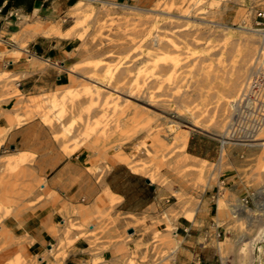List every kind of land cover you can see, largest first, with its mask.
Returning <instances> with one entry per match:
<instances>
[{"label":"rangeland","instance_id":"obj_1","mask_svg":"<svg viewBox=\"0 0 264 264\" xmlns=\"http://www.w3.org/2000/svg\"><path fill=\"white\" fill-rule=\"evenodd\" d=\"M77 2L79 8L72 7L68 13L65 24L73 26L66 36L79 35L83 43L80 57L66 67L67 83L45 92L33 109L10 115L9 122L20 124L37 116L66 155L80 149L101 155L114 153L134 172L148 178L157 173L154 183L163 188L166 201V208L152 221V238L143 255L123 244L116 261L105 260L101 251L109 245H104L96 247L91 260L81 264L171 262L177 221L185 217L193 220L196 213L207 212V195L212 206L227 216L218 237L223 263L264 264V240L259 238L264 225V148L231 141L224 144L222 156L220 136L236 109L251 107L249 111L264 115V109L258 111L264 106V89L255 91L250 80L258 64L264 69V37L254 25L264 0ZM168 39L177 45L173 47ZM135 87L156 100L155 106L149 107L163 113L159 120L151 118V110L138 106L136 112L123 101V93ZM114 88L121 93L112 91ZM13 93L20 95L17 87ZM240 103L243 106L239 108ZM171 118L182 122L179 130L188 129L185 125H191V120L207 124L208 131L192 130L189 139L194 134L218 140L219 157L203 162L188 159L180 165L185 154L173 148L176 130L166 121ZM149 122L160 124L153 133ZM257 130L254 124L235 135L253 139ZM1 155L0 264H39L28 256L27 239L15 236L4 225L5 218L14 219L28 206L23 200L40 187L41 181H33L27 168L34 155L13 149ZM202 163L207 165L200 167ZM106 193L111 195L108 190ZM106 193L113 204L117 198ZM106 219L113 221L110 212L99 209L95 218L82 223L71 220L67 240L60 242L61 250L54 249L47 264H65L62 250L65 243L73 242L72 229L79 230L80 237H95L94 243H99L100 230L91 231L88 225ZM10 224L12 227L13 222ZM128 237L126 233L119 239L125 242Z\"/></svg>","mask_w":264,"mask_h":264},{"label":"crops","instance_id":"obj_2","mask_svg":"<svg viewBox=\"0 0 264 264\" xmlns=\"http://www.w3.org/2000/svg\"><path fill=\"white\" fill-rule=\"evenodd\" d=\"M75 2L0 0V156L9 149L33 154L27 168L33 181H41L23 200L28 206L14 219L5 218L4 225L15 236L27 239L28 256L39 264L52 260L54 249H62L60 242L67 240L71 220L82 223L95 218L99 209L110 212L113 221L89 222V230H100L99 243H94L95 237H80L81 232L72 229L73 242L63 245L65 264L86 263L96 247L104 245H109L101 251L105 260L116 261L123 244L143 255L152 238V221L166 208L163 188L134 172L116 154L80 149L66 155L37 116L20 124L9 122L10 115L33 109L45 92L67 83L66 67L80 57L83 43L79 35L66 36L73 25L65 23ZM14 87L20 95L13 93ZM220 147L218 140L194 134L187 144L190 154L209 161L219 157ZM104 193L117 199L112 204ZM205 199L207 212L196 213L193 220L185 217L177 221L174 258L162 264H224L218 237L227 216L212 206L210 196ZM126 233L129 237L124 242L119 237Z\"/></svg>","mask_w":264,"mask_h":264},{"label":"bare ground","instance_id":"obj_3","mask_svg":"<svg viewBox=\"0 0 264 264\" xmlns=\"http://www.w3.org/2000/svg\"><path fill=\"white\" fill-rule=\"evenodd\" d=\"M78 4H79V2L74 4L73 7H78L79 6ZM116 4L118 5V3H115V5ZM121 6L126 7V6H129V5L123 4ZM256 30H258L259 32L263 33V35L261 34V36L264 37V30L259 29V28H256ZM168 43H170V45H172L173 47L177 45V43L173 39H171V40L168 39ZM74 67H75V64H74ZM74 67L72 66L71 68H74ZM261 68H262V66H260L258 64L257 65L258 71L256 72V74H253L251 79H250L251 81H253L252 82V86H253L255 91H258L260 87H261V89H264V69L262 68L263 69L262 70ZM142 89H141V87L140 88L139 87H137V88L135 87V88L130 89L129 91L123 93L125 95L123 101L128 102L127 106L130 109H133L136 112H138L137 111L138 106H143V108H145V110H151V112H149L151 118H153L155 121L159 120L163 116V113L159 112L158 110H154V108L152 109L151 107H149V105L150 106H155L154 105L155 104L154 101H156V100H154L152 98V95H149V94L146 95V96L143 95ZM112 91H114V92L117 91V92L121 93V91H119V90H117L115 88L112 89ZM147 92H149V91H147ZM251 98L253 99V98H255V96L252 95ZM136 100L137 101L138 100L142 101L143 104L138 103ZM240 106H243V104L240 103L239 104V108H240ZM253 106H255V105H253ZM250 108L251 107L247 108L246 111H245L244 107L242 109H236L234 111V114H235L234 117L232 119H230V121L227 124V129L223 130V132H221L220 136H221V146H222V150H221L222 154L221 155L222 156L225 155V153H226L225 152L226 149L224 148L225 147L224 144L226 142H231V141L237 142L239 144L249 145L251 147L253 146V147H257V148L259 147V148H262V149L264 148V115L261 112H256L255 113V110L249 111ZM263 109H264V106L260 107V109L258 111L263 110ZM245 118L248 119V120L246 121ZM236 120H238V123H237ZM166 121L169 122V123L171 122L172 123V125H171L172 128L174 127L175 130H176L175 133H174V138L176 139L177 143H174L173 148H180L182 150V152L185 154L184 157L182 159H180L178 163L180 165H182L184 163H188V159L189 160H195V161H201V162L205 161L206 159H203V158L201 159V158H199L197 156H194V155L190 154L186 150V147H187L189 136H190V133H191L192 130L208 131L210 129V127H208L207 124L205 125V124H203V122H200L198 120H191L192 121L191 125H189V124L185 125V126L188 127V129H180L179 130L178 128H182V126H183L182 122L176 121V120H174L172 118L169 119V120H166ZM249 122H251V125H249ZM156 123L149 122V128L152 131V133L154 131H156V128H158V126L160 125V124L158 125ZM254 124L258 126V130L254 134L255 138H253V139H251V138L242 139V138L239 137V135H235V134L243 133V131H248L249 128H251ZM234 125H237V126H234ZM238 131H240V132H238ZM238 140H241L242 142L241 141L238 142ZM203 165L205 166L207 164L206 163H202V166H200V167H203ZM146 168H147V166H145L141 170H144ZM156 175H157V173H155V174L150 173L148 175L149 179L151 180V182H156V180H157V176ZM197 210H198V207L193 210V214H192L191 218L193 217L194 212H196ZM259 231H262L261 235H259L260 236L259 238L261 240H264V225H263V229H260ZM174 233L175 232L173 231V234Z\"/></svg>","mask_w":264,"mask_h":264},{"label":"built area","instance_id":"obj_4","mask_svg":"<svg viewBox=\"0 0 264 264\" xmlns=\"http://www.w3.org/2000/svg\"><path fill=\"white\" fill-rule=\"evenodd\" d=\"M127 1H130V0H127ZM131 1H133V0H131ZM254 25L257 28L264 30V9L257 10V12H256V20L254 22ZM247 120L248 119H246V121ZM236 121L238 122V120H236ZM249 125H251V122H249ZM234 126H236V125H234Z\"/></svg>","mask_w":264,"mask_h":264}]
</instances>
